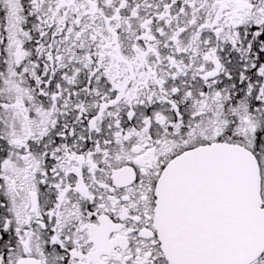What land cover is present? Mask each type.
<instances>
[{
    "label": "snow or ice",
    "instance_id": "snow-or-ice-1",
    "mask_svg": "<svg viewBox=\"0 0 264 264\" xmlns=\"http://www.w3.org/2000/svg\"><path fill=\"white\" fill-rule=\"evenodd\" d=\"M0 264H264V0H0Z\"/></svg>",
    "mask_w": 264,
    "mask_h": 264
}]
</instances>
